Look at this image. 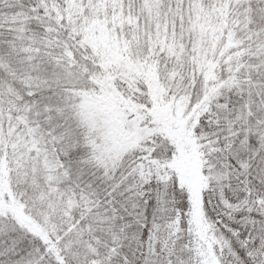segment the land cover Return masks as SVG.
<instances>
[{
    "label": "snow or ice",
    "instance_id": "6c2138e0",
    "mask_svg": "<svg viewBox=\"0 0 264 264\" xmlns=\"http://www.w3.org/2000/svg\"><path fill=\"white\" fill-rule=\"evenodd\" d=\"M0 264H264V0H0Z\"/></svg>",
    "mask_w": 264,
    "mask_h": 264
}]
</instances>
